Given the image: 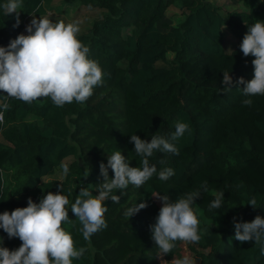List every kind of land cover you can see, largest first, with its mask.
<instances>
[{
	"label": "trees",
	"instance_id": "trees-1",
	"mask_svg": "<svg viewBox=\"0 0 264 264\" xmlns=\"http://www.w3.org/2000/svg\"><path fill=\"white\" fill-rule=\"evenodd\" d=\"M72 1L101 10L78 39L90 48L88 58L101 67L102 84L83 104L63 107L50 98L24 103L0 90V103L11 106L0 109L4 111L0 213L26 207L28 198L38 203L61 184V194L69 199V221L62 226L77 249H86L72 264H175L186 256L198 264H264L262 245L237 241L233 223L234 218L237 222H250L257 215L264 218V95L245 97L238 89L243 85H237L239 77L247 81L254 75V57H245L239 45L248 25L264 20V0H230L247 9L238 12H224L207 0ZM169 6L184 13L176 25L167 17ZM45 13L43 0H23L17 26V14L5 15L0 8V46L7 47L18 34H26L30 14ZM224 25L236 39L230 51L221 40ZM157 61L165 65L156 66ZM223 71H229L231 90L223 91ZM248 98L251 106L242 103ZM28 115L40 122L29 120ZM177 122L189 125L175 142L179 154L155 151L149 163L157 173L139 189L129 185L114 190L120 202L104 201L107 227L84 240L70 208L83 182L98 192L103 181L99 165L107 166V155L118 150L129 166L141 167L142 157L135 153L129 135L144 140L168 138ZM69 156L77 161L69 165L63 180L44 179ZM165 168L173 169L174 175L162 181L158 173ZM108 175H114L111 168ZM193 191L200 192L192 208L200 221L201 239L176 241L160 261L149 227L161 207L154 195L176 201ZM221 192V207L210 211V203ZM253 198L255 208L247 204ZM141 200L147 207L128 220L124 212ZM215 218L219 224L212 221ZM0 238L10 250L21 244L2 228Z\"/></svg>",
	"mask_w": 264,
	"mask_h": 264
},
{
	"label": "clouds",
	"instance_id": "clouds-1",
	"mask_svg": "<svg viewBox=\"0 0 264 264\" xmlns=\"http://www.w3.org/2000/svg\"><path fill=\"white\" fill-rule=\"evenodd\" d=\"M0 8L5 15L16 13L18 26L23 0H5ZM30 15L32 18L25 26L27 34H18L7 47L0 46V90L6 93V97L28 104L39 98H50L57 107L73 102L83 104L92 96L93 88L102 84L104 74L98 62L88 58L90 48L78 39L79 26L74 23H54L47 16L37 18L36 14ZM239 47L245 57H254L251 62L254 75L247 81L239 77L237 85L243 87L238 89L245 97L264 95V20L258 19L248 25V31ZM221 83L226 86L223 91L231 90L227 87L232 83L229 71H223ZM242 103L251 106L253 101L248 98ZM10 107L6 101L0 103V109L8 110ZM3 121L4 111H0V123ZM188 130L187 123L177 122L174 132L168 138L152 136L150 140H144L136 134L129 135L135 153L142 157L141 167L129 166L119 150L107 155V166L103 162L99 165L103 177L98 188L99 194L93 195L87 188H80L70 207L82 226L79 230L84 240H90L93 234L107 227L104 219L107 207L104 201L110 199L112 203L120 202V196L112 194L113 191L126 190L129 185L141 188L157 173L155 165L149 163L153 153L160 151L178 155L179 149L175 142ZM62 167L63 173L67 175L68 166ZM108 168L114 173L112 178H109ZM173 175V169L165 168L158 173V178L166 181ZM61 193L60 184L57 192H47L38 203L28 198L26 207L0 213V228L9 238L18 237L21 241L18 248L10 250L2 246L0 238V264H72L74 259L78 260L84 255L86 249H77L71 234L62 226L69 221V199ZM199 196V191H193L172 201L167 195H154L161 201V207L155 222L149 227L160 261L164 255L172 252L176 241H200V221L192 208ZM222 198L223 192L217 194L209 210L219 209ZM247 204L256 207L254 198ZM145 207L146 201L141 200L128 207L124 215L129 220ZM233 223L235 239L262 245L261 254H264V218L257 215L250 222H237L234 218ZM175 264L194 262L186 256L177 259Z\"/></svg>",
	"mask_w": 264,
	"mask_h": 264
},
{
	"label": "rangeland",
	"instance_id": "rangeland-1",
	"mask_svg": "<svg viewBox=\"0 0 264 264\" xmlns=\"http://www.w3.org/2000/svg\"><path fill=\"white\" fill-rule=\"evenodd\" d=\"M211 2L213 5L218 6L222 9L224 12H238L247 10L242 4H233L230 0H207ZM43 6L46 10V13L43 15H36L37 18L39 16H47L49 19H51L54 23L55 22H64V23H74L77 24L80 28L81 33H86L89 28L91 27V24L94 20L98 19L101 16V10L97 8H89L84 5H82L78 1H72V0H43ZM167 17H169L172 21L173 25L178 24L184 19V13L181 9L169 6L166 10ZM31 16L28 17L25 21V24L27 25L30 20ZM223 30V37L222 42L224 44L225 50L230 51L234 48L236 44V39L230 32V30L227 27H222ZM27 34V33H26ZM169 57H172V53H168ZM156 66H164V62L157 61L155 63ZM29 120H37L40 122L39 118L34 115H28L27 117ZM77 161V159L73 156L66 157L62 160L60 165L56 168L54 174L44 177L45 180L50 179H57V180H63L65 178V174L63 173V165H69ZM83 187L87 188L88 190L92 191L93 195H98L99 193L91 187L88 183L83 182ZM213 222L219 224V220L217 218L212 219ZM194 264H198V261L196 259H191Z\"/></svg>",
	"mask_w": 264,
	"mask_h": 264
}]
</instances>
